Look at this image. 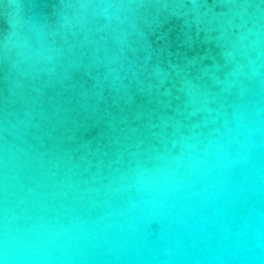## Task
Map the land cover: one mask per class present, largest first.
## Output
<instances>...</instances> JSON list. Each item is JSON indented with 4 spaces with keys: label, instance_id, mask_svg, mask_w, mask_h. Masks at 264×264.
Wrapping results in <instances>:
<instances>
[{
    "label": "water",
    "instance_id": "water-1",
    "mask_svg": "<svg viewBox=\"0 0 264 264\" xmlns=\"http://www.w3.org/2000/svg\"><path fill=\"white\" fill-rule=\"evenodd\" d=\"M0 264H264V0H0Z\"/></svg>",
    "mask_w": 264,
    "mask_h": 264
}]
</instances>
